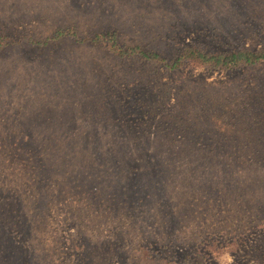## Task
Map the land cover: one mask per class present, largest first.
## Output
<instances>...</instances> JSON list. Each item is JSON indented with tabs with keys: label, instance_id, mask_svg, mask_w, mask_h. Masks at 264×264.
I'll return each mask as SVG.
<instances>
[{
	"label": "rangeland",
	"instance_id": "obj_1",
	"mask_svg": "<svg viewBox=\"0 0 264 264\" xmlns=\"http://www.w3.org/2000/svg\"><path fill=\"white\" fill-rule=\"evenodd\" d=\"M59 29L85 40L26 41ZM106 31L256 50L264 0H0V264H264V61L165 71L88 41Z\"/></svg>",
	"mask_w": 264,
	"mask_h": 264
},
{
	"label": "trees",
	"instance_id": "obj_2",
	"mask_svg": "<svg viewBox=\"0 0 264 264\" xmlns=\"http://www.w3.org/2000/svg\"><path fill=\"white\" fill-rule=\"evenodd\" d=\"M61 37H65V38L69 37L80 41L85 40V39H79L76 33L72 29H59L56 30L54 32V35H52L50 38H45L43 40H36L28 37L26 38V41L31 44L43 46L46 45L49 41H55L61 39ZM88 41L94 44H103L109 53L119 58H128L131 56H135L140 60H144L150 63L152 66L161 67L165 71H174L186 65H191L194 67H201L206 69L228 70V69L238 68L241 66L255 65L264 61V46L256 50L240 48L229 51L218 50L213 52L211 50L204 49L198 44H186L183 45L175 55H173L170 58H167L153 50H145L139 45H127L121 43L118 40L117 34L114 31H106L104 33L94 34L88 39ZM7 44L9 43L4 42L3 38L0 37V48ZM3 155H6L7 157L11 154H3ZM259 156L258 157L253 156V157L257 159L259 158ZM6 157L4 156V160L6 159ZM196 157H199L202 161H204L207 156L200 155ZM231 158L235 160L242 158V156L231 157ZM222 161L225 162L223 160V157H222ZM184 163H186V161ZM25 176H28V172L20 173L19 175V177H22L23 180ZM55 188H59V186L56 185ZM61 192L62 193L64 192L62 188H60L57 191L58 194ZM260 193H262V191H260ZM95 203L96 202H94V204ZM12 225L19 226L18 221H15L14 223H12ZM230 243L232 244L236 243V239H231ZM110 246L112 249L113 245L111 243H109L108 248ZM135 250L137 256V262H135L134 264H170L169 258L172 259V256L170 255L169 258H164V257L156 258L153 255H151L150 252L147 251V248L143 246H138L136 247ZM224 252L226 251H224L223 247L217 246L214 243L207 244L206 254H208L210 257L215 258L216 256L223 254ZM101 254H102L101 262H104V264H106L112 253H110V251L104 246L102 248ZM78 264H91V263H88L86 260L82 258V260L79 261ZM182 264H204L202 254L196 252L194 254V257L186 256L182 260Z\"/></svg>",
	"mask_w": 264,
	"mask_h": 264
}]
</instances>
